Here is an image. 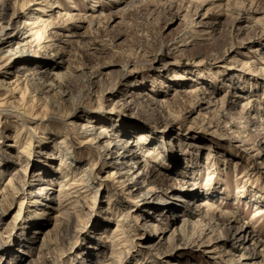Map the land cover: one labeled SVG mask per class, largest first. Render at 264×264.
Returning a JSON list of instances; mask_svg holds the SVG:
<instances>
[{
	"label": "rangeland",
	"instance_id": "1",
	"mask_svg": "<svg viewBox=\"0 0 264 264\" xmlns=\"http://www.w3.org/2000/svg\"><path fill=\"white\" fill-rule=\"evenodd\" d=\"M1 1L0 25L14 34L9 49L23 53L31 71L65 73L69 94L63 100L48 92L43 102L49 109L40 112L36 105L25 116L7 112L2 119L0 148L7 152L0 159V189L30 139L25 150L32 154L22 170L23 189L10 185L0 196V264L110 261L106 240L113 233L125 242L114 264H264V0H135L129 7L128 0ZM38 15L48 27L47 47L30 30ZM20 61L6 62L0 81ZM32 88L38 96L41 91ZM71 106L73 128L62 122ZM82 119L97 120L99 130L113 127V141L121 135L139 139L143 130L152 134L136 147L153 168V182L128 195L127 184L107 176V156L79 145ZM14 126L24 130L16 146ZM61 135L69 140L64 149L56 145ZM41 137L49 145L38 146ZM91 161L94 184L78 202L68 238L59 241L47 232L54 228L59 183L71 172L62 183L79 189ZM205 198L211 208L193 214L192 203ZM130 201L143 217L133 220L134 238L125 227L114 230L127 207L122 203ZM34 206L41 213L29 219ZM146 219L164 230L160 250L150 248L158 235L146 231ZM178 227L181 235L172 232ZM242 229L248 235L240 245ZM13 246L19 254L10 253Z\"/></svg>",
	"mask_w": 264,
	"mask_h": 264
},
{
	"label": "bare ground",
	"instance_id": "2",
	"mask_svg": "<svg viewBox=\"0 0 264 264\" xmlns=\"http://www.w3.org/2000/svg\"><path fill=\"white\" fill-rule=\"evenodd\" d=\"M21 2L22 3L20 4V6H22V8L25 7L26 3L23 1H21ZM2 3H3V1L0 0V16H2V14H3L2 12L4 10V6ZM133 3H135V0H128L127 2H125L124 7H129ZM43 22H44L43 16H40V15L36 16L34 21L32 22L33 25L30 27L31 28L30 30H33L32 34L35 35V39L37 41V44L40 47H47L48 45L44 44V40H46V38L49 36L47 34L48 33L47 28L48 27L46 28V25H43ZM90 24H92L91 21L89 22V25ZM47 25L50 26V24H47ZM5 27L6 26L0 25V74H3L2 69L4 68V66H5L4 64H6V62L10 61L11 59L15 60L16 58H18L21 61L18 65H16V67L13 71V73H12L13 77L9 76L7 78H4L3 81H0V86L1 87L4 86V95L6 93V95L11 96V98H12V100H11L9 98H5L6 95L5 96L3 95L2 97L0 96V130H1V127L3 126L2 119L4 117L8 116L7 112L19 113V111H21L20 115L25 116L27 114L26 111L28 112V110H31L30 109L31 107H35L36 105H38L36 107H39L38 109L40 110V112H43L45 109H49V107H48L49 103L43 102V101H45V99L47 97L46 93L53 91L52 93H55L56 95L58 94L59 97L60 98L62 97L63 100H66L65 96L67 97V95L69 94V90L67 89V86H65V81L67 80V78L65 77V73L59 72V71H55V72L50 73L48 70H44V69L31 71L29 68H26L25 66H23V62H25V61H23L24 59L21 57V56H23V53L16 54V51L13 48L9 49V47L11 46L10 41L13 39L14 34L10 35V33L6 32ZM42 43L44 45H42ZM22 50L20 49V51H22ZM44 65L46 66V64H44ZM20 79H22V80H20ZM22 82H23V84L21 85ZM31 87L35 88L38 91H41L38 96L31 94V92H32ZM59 104H60L59 101H57V102L55 101L56 106H58ZM71 108H72V106L70 107V109H68V112L64 115V117H62V122L64 125L70 126V128H73L75 125L74 119L77 117V115L74 114L76 112V108H74L73 113L71 112ZM50 110H54V109H50ZM85 117L87 118L86 115L83 116L82 118H85ZM89 118H91V117H89ZM41 119H43V118H41ZM23 123H24V121H23ZM25 123H26V121H25ZM99 129H100V126H99V123L97 122V120L95 121V120H90V119H82V121L78 122V130H79L78 143L80 146H84V147L92 146L96 150H98V152H102L101 155L107 156L106 161L104 162L105 167H109V169H110V171L107 173V176L112 177V179H116L118 183L120 182L123 185L127 184L126 189L128 191L126 193L128 195H130L131 197L133 195H136L137 191L139 189H142V186L150 185L153 182V178H151L153 168L148 162L147 163L145 162L146 161L145 155L142 152L138 151L136 146H137L138 140L143 139V141H146L148 139H151L152 134L150 135V137H149V135H144L145 130H143L140 133L141 136L139 137V139L136 138V140L135 139L133 140V138H125V135H121V136H116L117 139L115 141H113V139H111V136L114 135V132H115V129H113V127L109 130H107V129L99 130ZM23 134H24V130H23L22 126L21 127L14 126L13 136H12V140H11V142H13V143L11 145L16 146V144H19V142L22 139ZM122 134H125V133H122ZM30 141H31V139H30ZM30 141H28V142L25 141L24 147H22L21 150L17 151L16 160H18V161L21 160L19 163H17L18 165H16L17 167H19V169H17V171H16L17 167H15L12 170V173H9L7 175V177H8L7 182L2 187V189H0V196L1 197H4L5 193L9 189L10 185L13 187V189H20V190L23 189V186H21V184L24 180L22 170L27 169V166H28L29 162L31 161L30 157L32 154V151H31L32 149L30 151L26 152L25 145H28V146L32 145ZM39 143L40 144L38 146H42V147L46 146L49 143L48 137H41L39 139ZM68 143H69V140H67L66 137H64L62 135L56 141V145H58V147H62L63 149L65 146H67ZM17 147H20V145L19 146L17 145ZM3 148H4V146H3ZM0 150H2V149L0 148ZM6 152H7L6 150H4V149L2 150V152L0 153V159L3 156H5ZM65 155H66V153L62 154L61 158ZM67 158H69V157H67ZM64 160H66L65 157H64ZM60 164H65V161L60 163ZM121 165H123V167L121 169H118V167ZM91 168H95V163H93L92 161L83 170V171L89 170L90 172H88L86 174V176H88V177H85V179H82L86 183L82 184L79 187V189H77L76 186H70L71 182L68 183L69 185L65 189L66 184L62 183V181H69L72 179V178L68 177V175L71 174V172L68 173L62 179V181H60L61 183H59V186H58L59 188L57 191L58 192L57 193L58 194V199H57L58 200V206L55 208V211L53 213L54 215L52 217L54 220L53 221L54 222V228L47 231V232H52L53 234H51V235H55L59 239V241H63L67 237L66 232L70 231L71 225L79 217L78 211H77L78 202H79V200H82V198L85 197L84 193H87L89 191L92 183L94 182V178H95V176H92ZM37 169H38L37 171H39V170H41V167H39ZM2 171L3 170L1 169L0 170V178L3 175V174H1ZM83 171L81 173H79L78 175H75V177L78 176L77 177L78 179L82 178L85 175ZM15 175L18 177H15ZM158 175L161 177H162V175L164 176V174H161V173H159ZM86 179H88V180H86ZM13 184H14V186H13ZM154 190H156V189L155 188L150 189V192H154ZM41 197H45V194L42 193V194H40V196L38 198L34 199L36 206L39 205L41 200L43 199ZM21 204L22 203H20L19 209H18V211L14 217L15 220L18 219V217L22 213V205ZM207 204H208V201L206 200V198L199 204L194 205L192 203L193 209H194L192 211L193 214L198 215L197 213L200 212L202 208H206V209L211 208L210 206H207ZM128 205L122 203V206H127V207H124V209L121 213L122 215L117 219L118 223L114 227V230H122L120 228L125 227L124 230L128 232V235L130 234L131 237L134 238V237H137V236H135V234H136L135 233V231H136L135 223H137V221H139V220H142L143 217H141V215L139 213H137L138 209H137L134 201H130V203H128ZM167 208H169V205H165L164 209H167ZM150 210H151V207L148 209V211H150ZM37 211H39V210L36 207L32 210H29L27 217L29 219L34 217L35 214H37ZM39 213H41V209H40V212H38L37 216H39ZM41 216H43V215H41ZM146 218H151L149 213L146 214ZM129 219H132V222ZM133 220H134V222L135 221L136 222L133 223ZM99 224L102 225L101 222ZM146 225H147V227L145 225L143 226L144 228H146V231L158 235L156 242H154L150 246V248L160 250L163 242L165 241V240H163L164 239V236H163L164 230L162 228H160L159 226H157V224H155L151 219L149 221L148 220L146 221ZM184 225H185V223L183 224V226ZM181 230L182 229L180 227H178L175 230H173L172 232L177 235V234L181 233ZM179 235H181V234H179ZM247 235H248L247 229H244V230L242 229L239 232V236L236 238V243L242 245L244 243V241L246 240ZM44 237L46 238L47 236H44ZM52 237H54V236H52ZM121 237L122 236H119L118 234L113 233L111 235V238L106 240L110 245V255H108L109 256L108 258L110 259V261H101L99 264H114V263H111V261H113V262L117 261V263L120 262V260L118 259V257H119L118 251H121L120 248L124 247V243H125V242H123L121 244V241H122ZM44 243H46V241L43 242V244ZM43 244H41L39 246V249L43 248ZM29 248L30 247H27L26 249H29ZM10 253L12 255H13V253L19 254L18 248H15V247L12 248L10 250ZM165 253L166 252L164 251V252L160 253L159 255L164 256ZM23 254H25V253H23ZM12 255L11 256L8 255V258L12 259V257H13L14 260L16 258L18 259L17 255H14V256H12ZM108 258H107V260H108ZM73 264H75V260L73 261Z\"/></svg>",
	"mask_w": 264,
	"mask_h": 264
}]
</instances>
